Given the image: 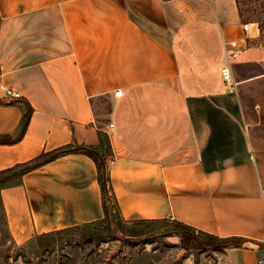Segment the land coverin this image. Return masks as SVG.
I'll use <instances>...</instances> for the list:
<instances>
[{"label":"crops","instance_id":"crops-1","mask_svg":"<svg viewBox=\"0 0 264 264\" xmlns=\"http://www.w3.org/2000/svg\"><path fill=\"white\" fill-rule=\"evenodd\" d=\"M259 35L257 24L242 31L236 0H0V173L69 145L98 147L101 132L125 224L243 238L242 248L218 251V264H257L264 173L242 83L230 93L222 69L224 41L241 49L233 77L237 63L259 62ZM1 86L22 97L6 99ZM1 199L19 245L105 219L84 154L24 174Z\"/></svg>","mask_w":264,"mask_h":264},{"label":"rangeland","instance_id":"rangeland-1","mask_svg":"<svg viewBox=\"0 0 264 264\" xmlns=\"http://www.w3.org/2000/svg\"><path fill=\"white\" fill-rule=\"evenodd\" d=\"M207 1V0H204ZM260 7L264 0H249ZM253 17L241 19V24L252 23ZM256 25V24H255ZM258 26V25H257ZM259 29V26H258ZM260 33V30H259ZM264 49V33L254 42ZM253 44V43H252ZM256 64L235 65V79L242 83L240 101L248 128L253 130L264 173V52H258ZM183 66L184 55L179 53ZM256 134V135H254ZM120 223V221H119ZM118 229L121 227L117 226ZM127 228L145 231L144 238L124 243L120 233L110 235L103 225L82 227L54 237L52 245L40 249L39 241L33 239L24 245L11 237L0 211V264H218L220 254L214 249H185L180 237L171 234L168 223L126 224ZM139 241V242H138Z\"/></svg>","mask_w":264,"mask_h":264},{"label":"trees","instance_id":"trees-1","mask_svg":"<svg viewBox=\"0 0 264 264\" xmlns=\"http://www.w3.org/2000/svg\"><path fill=\"white\" fill-rule=\"evenodd\" d=\"M239 16L241 19L248 17H253L252 23L259 26L261 35L264 33V5L257 7L253 6L249 0H236ZM32 114V108L28 105V113L23 121V131L26 128V125L29 122L30 116ZM100 146L98 147H89V146H78V145H69L63 148H60L49 154H43L38 159L31 161L27 164H22L14 169L8 170L6 172L0 173V211L4 217V222L6 224V217L4 213V208L1 199V190L3 188L19 185L21 183L22 176L26 173H29L42 165L53 161L59 157H63L70 154H84L90 157L96 164L98 171V182L101 187L102 199L105 211V219L96 222L93 224H88L84 227H93L95 228L98 225H103L107 232L110 235L120 233V239L124 243H129V241H134L138 238H144L147 233L137 228H127L125 222L122 221L120 217L119 204L114 194V190L111 183L109 167L107 165V160L111 156V147L106 135L100 132ZM7 142L4 138H0V143ZM120 221V223H119ZM147 222H140L135 224H146ZM160 223H168L173 227L171 234L177 235L180 237L181 244L185 249L191 250H209L214 249L216 251H225L233 248H242L247 240L243 238L230 237V238H219L202 231L196 230L190 226L179 222H169L162 221ZM121 227L118 229L117 226ZM81 228V227H79ZM72 228L69 230H64L60 232H55L51 234H45L39 236L37 240L39 241L40 249H45L52 245V241L55 236L62 235L69 231H74L79 229ZM139 242V241H138ZM260 249L262 247L261 243H257Z\"/></svg>","mask_w":264,"mask_h":264},{"label":"built area","instance_id":"built-area-1","mask_svg":"<svg viewBox=\"0 0 264 264\" xmlns=\"http://www.w3.org/2000/svg\"><path fill=\"white\" fill-rule=\"evenodd\" d=\"M253 24L244 23L242 24V31L248 35ZM225 46V55L228 61L229 66L222 69V77L224 82L227 84L228 91L230 93H236L238 90L239 82L236 81L233 77L230 63L231 61L237 59V57L241 54V49L239 47V42L234 41H224ZM1 89L4 93L6 99H20L22 96L20 92H16L13 89L7 88L5 86H1ZM121 92H116V95L119 96ZM114 162V157H109L107 160L108 167ZM262 247L259 249L257 264H264V242L261 243Z\"/></svg>","mask_w":264,"mask_h":264}]
</instances>
